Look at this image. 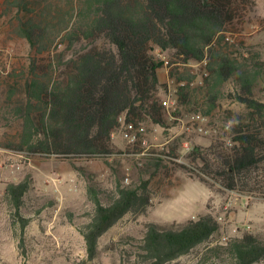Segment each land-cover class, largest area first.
Instances as JSON below:
<instances>
[{"label":"trees","instance_id":"obj_1","mask_svg":"<svg viewBox=\"0 0 264 264\" xmlns=\"http://www.w3.org/2000/svg\"><path fill=\"white\" fill-rule=\"evenodd\" d=\"M255 1L66 0L69 10H52L41 0H5L6 5L23 13L17 31L36 56L49 53L57 38L64 50L79 48L67 59L61 79L52 78L50 63L32 59L25 100L15 109L22 122L16 149L66 160L111 155V135L118 132L121 116L126 122L139 123L148 116L155 125L165 124L167 116L156 97L162 88L158 72L164 63L155 58L154 51H168L184 64L202 61L207 54L212 60L207 67L213 80L212 94L235 79L240 85L236 98L245 114L232 126L230 142L195 146L180 167L210 189L264 202V102L252 96L258 72L243 71L235 59L213 46L216 40L217 44L223 40L225 31L244 22ZM210 102L213 108L214 95ZM161 161L155 159L153 170H159ZM146 170L141 169L136 183L126 186L118 182L107 202H102L98 189L88 184L93 215L79 232L89 260L96 257L98 240L112 226L126 214L149 206L151 178L144 177ZM28 188L26 178L5 187L23 224L20 210ZM218 227L211 215L165 230L148 224L137 246L138 254L144 264H165L208 241ZM212 251L228 264L264 260V244L250 233Z\"/></svg>","mask_w":264,"mask_h":264},{"label":"rangeland","instance_id":"obj_2","mask_svg":"<svg viewBox=\"0 0 264 264\" xmlns=\"http://www.w3.org/2000/svg\"><path fill=\"white\" fill-rule=\"evenodd\" d=\"M41 1L50 4L52 10H69L66 0ZM4 2L0 0V264H144L137 246L148 224L165 230L204 215L217 221L218 230L188 254L165 264H228L212 249L224 247L244 233L264 244V202L210 189L180 167L187 163L186 156L193 147H207L218 140L230 142L232 126L245 114L236 98L240 85L235 79L212 94L209 55L184 64L170 52L156 49L155 58L168 62L158 72L162 88L156 96L167 117L162 126L153 124L148 116L138 121L145 127L144 144L129 145L116 132L111 137L113 154L105 157L66 160L20 151L16 147L22 122L15 109L25 100L32 59L50 63L52 78L61 79L67 59L79 48L64 50L57 38L49 53L36 56L17 31L23 13ZM52 10L50 18L54 20ZM222 36L223 40L219 44L216 40L213 46L235 59L243 71L258 72L252 96L264 102V0H256L244 22ZM213 95L214 107L210 108ZM167 98L169 105L164 107L161 100ZM196 115L201 119L196 120ZM157 158L162 160L161 167L153 170L151 164ZM148 164L150 169L146 170ZM141 169L147 171L145 178H151L149 206L126 214L112 226L98 240L96 257L89 260L79 232L93 215L88 184L98 189L102 202H107L118 182L126 186L138 182ZM25 178L29 188L20 210L23 224L5 187ZM223 237L227 240L222 241ZM256 264H264V260Z\"/></svg>","mask_w":264,"mask_h":264},{"label":"built area","instance_id":"obj_3","mask_svg":"<svg viewBox=\"0 0 264 264\" xmlns=\"http://www.w3.org/2000/svg\"><path fill=\"white\" fill-rule=\"evenodd\" d=\"M163 63L165 66L168 65L167 61H164ZM161 104L162 106L167 107L169 105L168 98L161 100ZM195 118L196 120H200L201 116L196 115ZM118 123H119L118 133L120 134L122 139H124L129 145H136L138 143L144 144V141H142V137L145 135L146 131H145V127L141 123H135L133 121L126 122L124 116H121L118 119ZM113 135L114 134H112L111 136ZM185 148L187 150H191L188 147V144H185ZM232 232H236V230L233 229ZM226 240H227L226 237L222 238V241H226Z\"/></svg>","mask_w":264,"mask_h":264}]
</instances>
